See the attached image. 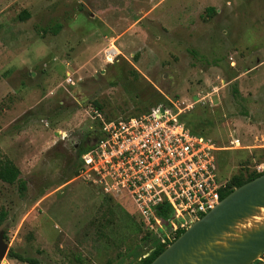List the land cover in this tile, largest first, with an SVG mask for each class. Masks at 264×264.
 Returning <instances> with one entry per match:
<instances>
[{
  "label": "rangeland",
  "instance_id": "1",
  "mask_svg": "<svg viewBox=\"0 0 264 264\" xmlns=\"http://www.w3.org/2000/svg\"><path fill=\"white\" fill-rule=\"evenodd\" d=\"M159 102L214 143L223 180L257 171L264 0H0V159L28 184L22 195L0 179V264H30L11 249L38 264H138L165 244L168 228L141 239L150 230L129 197L77 177L88 130Z\"/></svg>",
  "mask_w": 264,
  "mask_h": 264
},
{
  "label": "built area",
  "instance_id": "2",
  "mask_svg": "<svg viewBox=\"0 0 264 264\" xmlns=\"http://www.w3.org/2000/svg\"><path fill=\"white\" fill-rule=\"evenodd\" d=\"M110 53L116 55L113 48ZM66 82L74 83L73 77ZM94 112L102 117L98 109ZM102 132L82 155L77 177L106 195L129 197L149 232L168 228L160 233L163 243L174 241L178 231L221 201L229 180L220 176L218 148L206 135L193 133L172 107L160 103L141 116L104 121ZM230 144L243 147L236 137ZM256 169L263 172L264 164ZM164 205L170 207L168 217L159 214Z\"/></svg>",
  "mask_w": 264,
  "mask_h": 264
},
{
  "label": "water",
  "instance_id": "3",
  "mask_svg": "<svg viewBox=\"0 0 264 264\" xmlns=\"http://www.w3.org/2000/svg\"><path fill=\"white\" fill-rule=\"evenodd\" d=\"M260 207H264V173L222 198L151 264H252L264 254V224L244 233L241 238L231 235L235 233L237 222L253 215ZM8 249L1 232L0 261Z\"/></svg>",
  "mask_w": 264,
  "mask_h": 264
},
{
  "label": "trees",
  "instance_id": "4",
  "mask_svg": "<svg viewBox=\"0 0 264 264\" xmlns=\"http://www.w3.org/2000/svg\"><path fill=\"white\" fill-rule=\"evenodd\" d=\"M208 9L210 10L209 11L210 14L216 12V8L213 6L208 7ZM20 17L21 19H27L30 17V13L27 10H24L23 13L20 15ZM61 27L62 25L60 23H57L51 26L49 30L51 29L54 33H57L60 31ZM160 103L161 102H159L158 104ZM180 119L183 122H185V120L182 118L181 115H180ZM185 123L191 129L193 133L205 135L203 132L197 131L196 129L191 127V125L187 124V121ZM102 134H103L102 126L99 128H93L92 130H88V132L83 136V138L79 140V142H77L78 157L81 160L80 164L78 165V170H77L78 174L82 166V162H83L82 155L85 152L95 147L96 142L102 137ZM263 173L264 171L263 172L255 171L249 174L247 177H244L242 175L233 176L231 180H229L227 188L222 190L221 198H224L225 196H227L236 187L241 186L242 184L254 179L255 177H258L259 175ZM20 175H21V170L14 161H12L11 159L7 157L0 159V179L10 184H14L15 182H17L19 184L20 193L24 195L28 184L25 179L20 178ZM159 214L163 217H168L170 215V207L165 206V205L162 206ZM183 232L184 230L178 231L176 238H178ZM150 236H152V234L150 232H147L141 239L148 240ZM167 246L168 244H159L146 257H143L145 253L141 254L138 264H151L152 261L167 248ZM9 256L12 258L18 259L20 261H23V262H28L30 264H38V261L35 258L23 256L19 252L14 251L12 249L9 251Z\"/></svg>",
  "mask_w": 264,
  "mask_h": 264
},
{
  "label": "bare ground",
  "instance_id": "5",
  "mask_svg": "<svg viewBox=\"0 0 264 264\" xmlns=\"http://www.w3.org/2000/svg\"><path fill=\"white\" fill-rule=\"evenodd\" d=\"M117 53V49L113 47V53ZM114 58V57H113ZM113 58H110L112 60ZM264 224V207H260L256 210V212L245 218L240 220L239 222L236 223L235 226V233L232 236V238H241L244 233L255 230L262 226ZM222 245H226L223 243Z\"/></svg>",
  "mask_w": 264,
  "mask_h": 264
}]
</instances>
